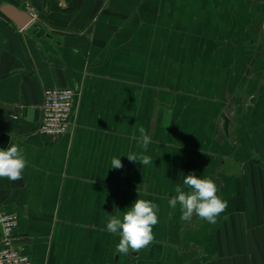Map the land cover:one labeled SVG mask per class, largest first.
<instances>
[{
  "label": "crops",
  "instance_id": "0c3cea01",
  "mask_svg": "<svg viewBox=\"0 0 264 264\" xmlns=\"http://www.w3.org/2000/svg\"><path fill=\"white\" fill-rule=\"evenodd\" d=\"M9 1L39 27L0 14V132L28 161L0 208L31 264H264V0ZM47 87L76 91L57 138L37 131ZM139 126L148 166L126 156ZM192 173L227 201L215 224L169 206ZM137 199L155 240L118 254L108 217Z\"/></svg>",
  "mask_w": 264,
  "mask_h": 264
},
{
  "label": "clouds",
  "instance_id": "9594fccd",
  "mask_svg": "<svg viewBox=\"0 0 264 264\" xmlns=\"http://www.w3.org/2000/svg\"><path fill=\"white\" fill-rule=\"evenodd\" d=\"M27 118L32 119L31 110ZM138 131L140 133L138 148L142 151L130 152L126 156L129 161L148 166L153 164V160L144 153L152 142L151 137L143 126H139ZM27 165L24 150L18 145L10 143L6 150L0 149V179L7 178L12 182L22 179ZM122 167L120 158L111 159L110 168ZM217 192V185L211 178L197 177L194 173L188 174L183 179V186L176 185L175 195L169 200V206L175 209L179 205L182 221L188 222L195 215L210 224H215L228 206L227 201L218 196ZM158 212L159 206L156 203L137 199L120 215H109L106 230L119 235V243L116 245L118 254L138 253L154 242L153 227L159 222Z\"/></svg>",
  "mask_w": 264,
  "mask_h": 264
},
{
  "label": "built area",
  "instance_id": "2783aa9c",
  "mask_svg": "<svg viewBox=\"0 0 264 264\" xmlns=\"http://www.w3.org/2000/svg\"><path fill=\"white\" fill-rule=\"evenodd\" d=\"M76 91L70 87H47L43 91L41 118L37 131L57 138L71 125ZM17 215L0 208V264H31L29 256L16 243Z\"/></svg>",
  "mask_w": 264,
  "mask_h": 264
},
{
  "label": "water",
  "instance_id": "95a60500",
  "mask_svg": "<svg viewBox=\"0 0 264 264\" xmlns=\"http://www.w3.org/2000/svg\"><path fill=\"white\" fill-rule=\"evenodd\" d=\"M0 14L18 30L27 27L30 32L35 33L39 28L28 8L19 7L9 0H0ZM10 139V134L3 131L0 132V149L6 150Z\"/></svg>",
  "mask_w": 264,
  "mask_h": 264
},
{
  "label": "rangeland",
  "instance_id": "374dc122",
  "mask_svg": "<svg viewBox=\"0 0 264 264\" xmlns=\"http://www.w3.org/2000/svg\"><path fill=\"white\" fill-rule=\"evenodd\" d=\"M38 25V24H37Z\"/></svg>",
  "mask_w": 264,
  "mask_h": 264
}]
</instances>
